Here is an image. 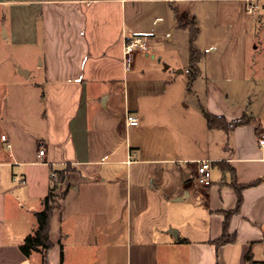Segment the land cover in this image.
<instances>
[{"label":"crops","instance_id":"1","mask_svg":"<svg viewBox=\"0 0 264 264\" xmlns=\"http://www.w3.org/2000/svg\"><path fill=\"white\" fill-rule=\"evenodd\" d=\"M129 37L164 54L128 64ZM1 39L0 264H43L20 246L67 168L49 264H264V0H0Z\"/></svg>","mask_w":264,"mask_h":264},{"label":"trees","instance_id":"2","mask_svg":"<svg viewBox=\"0 0 264 264\" xmlns=\"http://www.w3.org/2000/svg\"><path fill=\"white\" fill-rule=\"evenodd\" d=\"M175 13L178 17L179 27L188 29L190 32V52H191L190 81L192 83L200 73L199 63L203 56L201 50L196 45L199 36V28L194 20L189 19L186 20L185 22V20L182 17H180V13L177 9H175ZM205 116L208 122V126L210 128L221 129L228 133L232 132L238 126L246 125L251 121V119L248 116H244L243 118L235 120L231 123H229L225 117L215 116L208 112L205 113ZM70 170H71L70 168H67L66 170L56 172L57 178L54 180V186L51 189L49 195L45 199V208L43 211L37 214L38 224H39L38 230L34 235L28 236L24 241V243L20 246L21 251L26 256H31L35 252L41 253L43 255V264H49L48 255L50 251L53 249V243L50 239L51 219L61 195L59 193L60 186L64 183L66 174ZM234 186L239 196V203L237 208L238 210L242 203L241 190L243 189V186H236V185ZM233 212L234 211L227 212V220L225 222V232L223 237L219 241H217L218 245H222L230 241H233V239L227 234L228 218L230 214Z\"/></svg>","mask_w":264,"mask_h":264},{"label":"built area","instance_id":"3","mask_svg":"<svg viewBox=\"0 0 264 264\" xmlns=\"http://www.w3.org/2000/svg\"><path fill=\"white\" fill-rule=\"evenodd\" d=\"M258 9V6L254 2H249L247 6V11L251 14H254ZM150 50V44L147 38L145 37H129L125 43V56L127 63H131L132 57L138 52L148 53ZM126 123L128 126L134 127L140 124V119L131 113H128L126 116ZM2 139L7 141V137L3 136ZM260 145L264 147V140H260ZM8 147H11V144L8 143ZM41 156L45 155V149L40 150ZM51 177L53 180L57 178V173L52 172ZM198 180L201 185L208 186L212 181V162L210 160H201L198 161Z\"/></svg>","mask_w":264,"mask_h":264},{"label":"rangeland","instance_id":"4","mask_svg":"<svg viewBox=\"0 0 264 264\" xmlns=\"http://www.w3.org/2000/svg\"><path fill=\"white\" fill-rule=\"evenodd\" d=\"M8 44H9L8 42H4L2 39L0 40V80H1V59L4 58L5 54L7 55L8 53H10V49H9L10 46L6 47V45L8 46ZM260 48H261V46H260ZM164 49H165V44H158V45H153L152 47L150 46L149 52L152 50L154 52V54L161 55V54H164L163 53ZM262 51H264V49L261 50V52ZM6 52H8V53H6ZM152 56H151V58H152ZM142 58H146V57L143 56ZM157 60H159V56H157ZM5 62L8 63V58H5ZM190 110H193V108Z\"/></svg>","mask_w":264,"mask_h":264},{"label":"water","instance_id":"5","mask_svg":"<svg viewBox=\"0 0 264 264\" xmlns=\"http://www.w3.org/2000/svg\"><path fill=\"white\" fill-rule=\"evenodd\" d=\"M173 232H174V233L176 234V236H177V231L174 230Z\"/></svg>","mask_w":264,"mask_h":264}]
</instances>
